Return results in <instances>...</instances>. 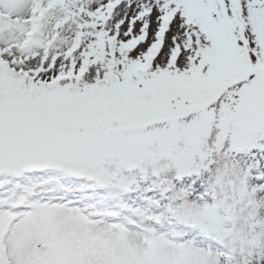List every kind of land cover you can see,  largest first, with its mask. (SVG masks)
Segmentation results:
<instances>
[{"label": "snow or ice", "instance_id": "obj_1", "mask_svg": "<svg viewBox=\"0 0 264 264\" xmlns=\"http://www.w3.org/2000/svg\"><path fill=\"white\" fill-rule=\"evenodd\" d=\"M0 264H264V0H0Z\"/></svg>", "mask_w": 264, "mask_h": 264}]
</instances>
